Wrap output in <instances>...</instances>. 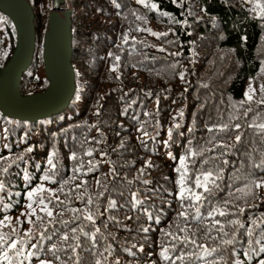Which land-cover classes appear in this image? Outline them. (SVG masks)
Returning a JSON list of instances; mask_svg holds the SVG:
<instances>
[{
  "label": "trees",
  "instance_id": "1",
  "mask_svg": "<svg viewBox=\"0 0 264 264\" xmlns=\"http://www.w3.org/2000/svg\"><path fill=\"white\" fill-rule=\"evenodd\" d=\"M26 1L34 16L36 44L33 62L20 82L23 96L48 87L47 80L38 83L31 76L36 74L32 68L37 70V51L42 55L48 11L45 19L41 11L46 12V0L44 8L42 0ZM66 8L71 10L75 80L69 106L33 123L0 112V169L11 165L0 175L5 184L0 190V215L13 218L8 226H0V234L15 240L19 250L5 246L9 260L0 264H39L41 259L51 264H153L146 259L151 256L149 241L160 240L164 228L172 230L179 218L170 221L174 212L183 210L182 203L191 204L187 191L181 203L176 200L182 159L185 187L204 197L208 193L195 181L199 177L203 183V174L212 173L207 184L212 196L200 205L205 219L192 221L194 227L208 225L211 233L197 241L203 249L173 241L175 248L190 251L188 264H260L264 260L260 251L264 129L259 127L264 124V0H66ZM145 29L167 35H151ZM15 47L13 23L0 12V67ZM32 83L44 89L27 92ZM175 95L185 100L180 102ZM21 156L24 159H18ZM146 163L149 167L144 168ZM46 174L58 183L45 181L44 187L64 203L49 205L51 221L35 203L42 220L24 215L16 221L17 215L29 211L27 191ZM65 180L69 182L63 184ZM61 184L62 193L56 191ZM171 189L176 190L173 200ZM132 193L139 203L133 202ZM89 198L92 204H87ZM213 207L225 215L216 213L209 219ZM71 208L85 212L99 208L103 215H96L93 226L82 214L77 219ZM187 212L193 216L196 208L189 206ZM213 220L220 223L213 227ZM130 227L142 238L139 244L128 238ZM29 229L31 239L24 235ZM64 236L69 239L63 240ZM225 239H233V244L225 245ZM53 245L59 261L48 251ZM213 248L217 251L205 254L204 249ZM30 252L36 255L29 256Z\"/></svg>",
  "mask_w": 264,
  "mask_h": 264
},
{
  "label": "water",
  "instance_id": "2",
  "mask_svg": "<svg viewBox=\"0 0 264 264\" xmlns=\"http://www.w3.org/2000/svg\"><path fill=\"white\" fill-rule=\"evenodd\" d=\"M0 12L16 31V47L4 67H0V112L22 122H37L63 112L75 91L72 68L71 10L66 0H52L42 43V61L48 87L44 92L23 96L22 76L31 66L36 44L32 9L26 0H0Z\"/></svg>",
  "mask_w": 264,
  "mask_h": 264
},
{
  "label": "snow or ice",
  "instance_id": "3",
  "mask_svg": "<svg viewBox=\"0 0 264 264\" xmlns=\"http://www.w3.org/2000/svg\"><path fill=\"white\" fill-rule=\"evenodd\" d=\"M173 2H175V0H173ZM156 7L155 4L152 5V8L154 9ZM164 15H167L166 13ZM138 19H140L138 17ZM139 30V29H138ZM145 31H149L151 35H167V33H162V34H157V33H152L149 29H145ZM127 41V36H125V42ZM160 51H164V49H159ZM120 57L117 56L116 60L119 61ZM113 71L116 70V66H113ZM181 79H183V74H181ZM249 100L251 99V96L247 97ZM145 115H148V113H145ZM182 115V114H181ZM176 127H178V125H176ZM226 127V126H225ZM236 128H239V125L235 126ZM259 127L261 129H264V124L259 125ZM138 131H140V129H138ZM209 131H211V129H209ZM143 135L147 136L148 133L144 132ZM169 135L171 136V130L169 131ZM236 141L237 143H239L241 141V137L239 135L236 136ZM28 152H32V148L29 147L27 149ZM87 155H92L91 152H87ZM18 159L22 160L24 159L23 156L18 157ZM73 159H75V157H73ZM48 164L51 165L52 169H55V164H53L52 159L48 160ZM11 167V165H8L6 167H4L3 169H0V175H3L5 173L8 172L9 168ZM92 167H95L94 165ZM149 167V164H145L144 168ZM144 168L139 169V172L141 175H143L144 172ZM181 169H184V171H181ZM74 171L79 172V169H75ZM178 172H180V177L179 179L176 181V183L180 186V192H179V198L183 201L185 199L184 193L187 191L189 193V197L188 199H190L191 204L190 205H185L184 203L181 204V208L183 210H181L179 212V218H181V220L183 221V224L185 225V227H179V231L184 233L185 235L183 236H177L174 233H169L166 232L164 233V235L166 236H170L171 239L178 244L181 245H193V246H198L200 248H204L203 245H197V231H202L203 228L201 227L200 224H197L195 226L196 230H193V225L190 224V221L193 220H199V221H203L205 219V217L203 216V214L200 213V205L201 203H203V201L207 200L209 197L212 196L213 193V189L209 188L207 186L210 177L212 176L211 172H207L203 174V183H201V180L199 177H197L195 184L197 188H201L203 187L204 192L208 193L207 197L202 196V194L194 192L192 189L190 188H186L185 187V180L187 178V169L185 166V162L182 159L180 161V168L177 169ZM52 175H55V172H52ZM29 179V177L25 176V180L27 181ZM50 182V183H58L57 181H53L51 179L50 175H45L42 178V182L38 185H36L35 187L31 188L30 190L27 191L26 193V198L29 201V203L26 205L27 209H29L28 212L26 213H22L21 215H25V216H35L36 220H42V217L37 214L36 208L33 207V204L35 203V205L39 208L40 212L43 213L45 216L48 217L49 221L52 220L53 217V211L49 209V205H53V207H55L54 201L59 203V204H63L64 202L60 200L59 196L56 195V193L52 190V189H48L44 187V182ZM69 181L65 180L63 181V184H67ZM83 183V182H82ZM99 183V181H98ZM212 183L214 184V181H212ZM63 184H61V187L59 189H57L56 191L59 192H63ZM261 184H257L256 187H261ZM5 187V184L3 181H0V190H3ZM46 194V195H45ZM35 198V199H34ZM132 200L135 203H139V200L137 199V194L136 193H132ZM93 200L91 198L88 199L87 204H92ZM114 206V205H113ZM191 206V207H195L196 208V214L193 216H189L188 212H187V208ZM71 212L76 213L77 214V219L80 218V215L82 214L83 219L90 222L93 226L95 225V217L97 214L99 215H103V213L99 212V208H97L96 212H93L92 210H88L87 212H85L83 209H77V208H71L70 209ZM218 213L220 216H224L225 213L223 211H220L218 208L213 207L211 208V210L207 213V216L209 219H212L214 217V215ZM59 215H63V213H59ZM129 219H131V217H129ZM8 221V217L5 216L3 218V220H0V226H8V224L6 223ZM31 223V221H29ZM75 222V221H73ZM159 222V221H157ZM60 223L63 224H67L68 221H60ZM220 222L217 220H213V227H215L216 225H218ZM232 224H236V221H231ZM240 227H243V225H240ZM220 231H223V226L221 225L219 228ZM13 232H15V228L12 229ZM73 232H76V229L73 228L72 229ZM81 232H83V228L80 229ZM100 229L97 227L96 228V232H99ZM144 232H147L148 229L145 228L143 229ZM210 232V230H209ZM209 232H205V236H207L209 234ZM190 234V235H189ZM251 234V233H249ZM25 237L28 239H31V229H29L27 232L24 233ZM224 236H227L228 233L224 232L223 233ZM45 238H49V237H45ZM69 239L68 236H64L63 240L67 241ZM262 239H264V237H262ZM24 243V241H21V244ZM223 243L225 245H231L233 244V239H225L223 240ZM5 246H7V249H16L17 252L18 250V245L17 242L15 240L9 241L8 239L5 238L4 234H0V260L3 261H7L9 260V255H8V251L5 250ZM31 247L36 248L37 245L36 244H32ZM76 247H79V245H76ZM174 250H180V249H176L175 248V244L173 245ZM73 251H75V248L72 249ZM49 252H51L52 256L55 258V260L59 261L60 260V256L57 255V248L56 245H53L51 248L48 249ZM205 254L206 255H211L213 252H216L217 249L213 248L211 249V251H208L207 249H204ZM261 252H264V247H262L260 249ZM168 252L169 249L168 248H164L162 251V255L165 257V259H168ZM29 256H34L36 255L35 253H28ZM184 257H178V259H183ZM40 264H51V261H46L41 259L40 260ZM96 264H100V261H97ZM174 264V262H173ZM260 264H264V260L260 261Z\"/></svg>",
  "mask_w": 264,
  "mask_h": 264
},
{
  "label": "rangeland",
  "instance_id": "4",
  "mask_svg": "<svg viewBox=\"0 0 264 264\" xmlns=\"http://www.w3.org/2000/svg\"><path fill=\"white\" fill-rule=\"evenodd\" d=\"M44 5H45V0H42V6L44 8ZM52 7V0H46V12H44L43 10L41 11V13H44V19L46 17V14H47V11H49ZM44 19L42 20L41 25L44 23ZM41 52L40 50L37 51L36 53V59H35V66L37 67V70L34 69V67L32 68L33 71L36 72L35 75H33V73H31V76L32 77H35L36 79H38L37 81L35 82H38V83H43L45 79V74H44V70H43V64H42V61L40 60L41 59ZM26 83H29L28 81H26ZM42 90L44 89L43 87H40L39 85L37 84H31V85H28L27 87V92L30 91V92H33L34 90ZM44 92V91H43ZM33 94V93H32ZM175 97H177V100L178 101H182V100H185V98L183 97L182 99H178V95H175ZM167 157H169V153L166 155ZM174 192H176V190H170V198L173 200L174 199ZM178 201V203H181L182 200L179 198L176 199ZM180 210H181V207H180ZM178 214H179V211H178ZM176 213V211L174 212V214L172 215V218L170 219L171 220H175L179 217ZM7 216L8 217V221L6 222L7 224H9L11 222V219L12 216H10L8 213L4 214V215H0V220H3V218ZM24 215H17L16 216V221H18L20 219V217H22ZM169 221V222H170ZM168 222V223H169ZM174 223V222H173ZM190 224L193 225V222L190 221ZM25 227H30V225H25ZM172 227V226H171ZM179 227H185V225L183 224V221L181 220V218H178V220L174 223V227L172 228V230H170V228H164L162 231H161V239L160 240H150L149 241V245L151 247V251L149 252V255H151L150 257L146 258L148 260H153V264H177V263H183V264H188L190 263V251L188 250H183V251H180V250H173L172 248V245H173V240L171 239L170 236H166L164 235V233L166 232H169V233H174L175 235L177 236H183L185 235L184 233L180 232L179 231ZM203 228L202 231H197V236H196V239L197 241L199 240V238L201 239H207L209 236H210V233L211 231L209 232L210 228L208 225H205L204 226H201ZM193 230H196L195 227L193 226ZM135 230L132 229V227H130L127 231V234H128V238L130 239V241H132V243H136V244H139V240H142V238L137 234L135 235ZM205 232H209V234L207 236H205ZM190 235V234H189ZM5 237L7 238V236L5 235ZM139 239V240H138ZM197 247V246H196ZM164 248H168L169 249V252H168V259H165V257L161 254L163 249ZM172 252V255H170V253ZM178 257H184L183 259H178ZM174 258V259H173ZM189 260V261H188ZM37 263L40 264V261H37ZM1 264H4V263H1Z\"/></svg>",
  "mask_w": 264,
  "mask_h": 264
}]
</instances>
